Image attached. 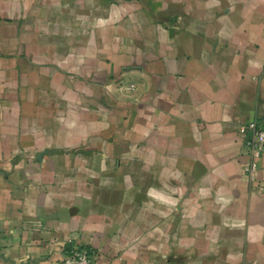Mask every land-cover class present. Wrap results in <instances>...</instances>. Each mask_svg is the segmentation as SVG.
Wrapping results in <instances>:
<instances>
[{
	"label": "crops",
	"instance_id": "crops-1",
	"mask_svg": "<svg viewBox=\"0 0 264 264\" xmlns=\"http://www.w3.org/2000/svg\"><path fill=\"white\" fill-rule=\"evenodd\" d=\"M252 121L264 0H0V264H264Z\"/></svg>",
	"mask_w": 264,
	"mask_h": 264
},
{
	"label": "built area",
	"instance_id": "built-area-1",
	"mask_svg": "<svg viewBox=\"0 0 264 264\" xmlns=\"http://www.w3.org/2000/svg\"><path fill=\"white\" fill-rule=\"evenodd\" d=\"M125 88L128 93H132L136 84L130 82ZM240 132L245 136L244 147L252 159L244 170L254 179L258 172L256 159L264 152V121H252L241 127ZM98 258L99 253L94 248L75 243L67 250L60 264H98Z\"/></svg>",
	"mask_w": 264,
	"mask_h": 264
}]
</instances>
